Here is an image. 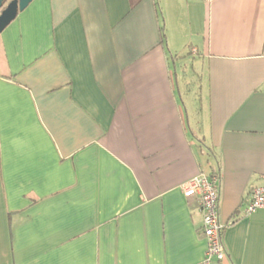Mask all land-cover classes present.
<instances>
[{
    "label": "crops",
    "instance_id": "crops-1",
    "mask_svg": "<svg viewBox=\"0 0 264 264\" xmlns=\"http://www.w3.org/2000/svg\"><path fill=\"white\" fill-rule=\"evenodd\" d=\"M159 2L33 0L0 34V264H201L181 189L200 174L225 226L211 264H264V209L243 214L264 185V0L169 4L171 29Z\"/></svg>",
    "mask_w": 264,
    "mask_h": 264
},
{
    "label": "built area",
    "instance_id": "built-area-1",
    "mask_svg": "<svg viewBox=\"0 0 264 264\" xmlns=\"http://www.w3.org/2000/svg\"><path fill=\"white\" fill-rule=\"evenodd\" d=\"M194 51V50H193ZM218 176L200 174L184 184L181 189L185 198L197 197L202 214L200 228L205 237L206 247L201 264L220 262L225 257L222 232L225 228L218 212L219 184ZM264 209V185L255 187L250 192V200L243 209L244 215Z\"/></svg>",
    "mask_w": 264,
    "mask_h": 264
},
{
    "label": "water",
    "instance_id": "water-1",
    "mask_svg": "<svg viewBox=\"0 0 264 264\" xmlns=\"http://www.w3.org/2000/svg\"><path fill=\"white\" fill-rule=\"evenodd\" d=\"M33 0H0V34Z\"/></svg>",
    "mask_w": 264,
    "mask_h": 264
},
{
    "label": "rangeland",
    "instance_id": "rangeland-1",
    "mask_svg": "<svg viewBox=\"0 0 264 264\" xmlns=\"http://www.w3.org/2000/svg\"><path fill=\"white\" fill-rule=\"evenodd\" d=\"M159 1H161V4H160V2H159V7L161 8L160 9V11H161V18L163 17V19H165V21H167V26H166V29L168 28V27H170V29H171V25L169 24V12L167 11V10H169V9H167V5H169V4H173V5H176V4H182V3H184L185 4V0H169L168 2H167V0H159ZM164 23H163V21H162V25H163ZM164 26H165V24L163 25V28H164ZM187 46H185L184 48H180L179 46L177 47V51H178V55H185L186 53H187V49L188 48H186ZM186 56V55H185ZM186 57H189V56H186ZM185 59H187V60H191V59H189V58H185ZM196 69H194V68H191V67H189L188 66V68H187V72H192V71H195ZM193 83L194 84H191V86H194L195 84H196V80H193ZM194 92H196V89L194 90Z\"/></svg>",
    "mask_w": 264,
    "mask_h": 264
},
{
    "label": "trees",
    "instance_id": "trees-1",
    "mask_svg": "<svg viewBox=\"0 0 264 264\" xmlns=\"http://www.w3.org/2000/svg\"><path fill=\"white\" fill-rule=\"evenodd\" d=\"M160 31H161V32L163 31V27L160 28Z\"/></svg>",
    "mask_w": 264,
    "mask_h": 264
}]
</instances>
